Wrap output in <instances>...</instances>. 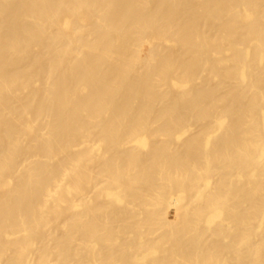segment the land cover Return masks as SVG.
Listing matches in <instances>:
<instances>
[{
	"label": "bare ground",
	"instance_id": "6f19581e",
	"mask_svg": "<svg viewBox=\"0 0 264 264\" xmlns=\"http://www.w3.org/2000/svg\"><path fill=\"white\" fill-rule=\"evenodd\" d=\"M0 264H264V0H0Z\"/></svg>",
	"mask_w": 264,
	"mask_h": 264
},
{
	"label": "rangeland",
	"instance_id": "374dc122",
	"mask_svg": "<svg viewBox=\"0 0 264 264\" xmlns=\"http://www.w3.org/2000/svg\"><path fill=\"white\" fill-rule=\"evenodd\" d=\"M145 47H146L145 50H147L148 49V45H145ZM174 212H175V207L174 206H171L170 207V217L173 216Z\"/></svg>",
	"mask_w": 264,
	"mask_h": 264
}]
</instances>
